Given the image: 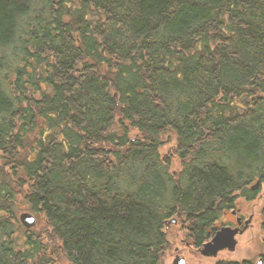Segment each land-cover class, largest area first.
<instances>
[{
    "label": "trees",
    "instance_id": "trees-1",
    "mask_svg": "<svg viewBox=\"0 0 264 264\" xmlns=\"http://www.w3.org/2000/svg\"><path fill=\"white\" fill-rule=\"evenodd\" d=\"M256 180L264 0H0V264H171Z\"/></svg>",
    "mask_w": 264,
    "mask_h": 264
},
{
    "label": "rangeland",
    "instance_id": "rangeland-1",
    "mask_svg": "<svg viewBox=\"0 0 264 264\" xmlns=\"http://www.w3.org/2000/svg\"><path fill=\"white\" fill-rule=\"evenodd\" d=\"M169 152L168 147H164L162 153L167 158V153ZM172 166L174 169L178 168V163L172 162ZM259 194L264 195V183L260 186ZM261 201L262 197L258 196L256 203L254 205V211H256L255 215V222H253V226L251 229L247 230L244 234L239 235L237 237V242L235 249L232 251H221L218 254L217 258H225V259H249L254 258L258 252L264 251V242L261 241V238L263 236V233L261 232V229L259 227V210L261 207ZM238 204L242 206L243 210H248L245 206L251 207V203L244 204L243 200L239 199ZM256 208V209H255ZM246 216H248V211H246ZM255 223V224H254ZM170 231L173 234V237L175 238V243L172 244L171 253L169 254V262L172 264V259L176 254L179 256H183V258L186 259L187 262H192L195 264H200L201 262L210 261L211 259H214L213 257H205L202 256L196 248H192L190 245H186L185 242L181 241V239H184L182 234H178L177 228L170 227ZM255 245H254V244ZM173 251V252H172ZM215 257V258H216Z\"/></svg>",
    "mask_w": 264,
    "mask_h": 264
},
{
    "label": "flooded vegetation",
    "instance_id": "flooded-vegetation-1",
    "mask_svg": "<svg viewBox=\"0 0 264 264\" xmlns=\"http://www.w3.org/2000/svg\"><path fill=\"white\" fill-rule=\"evenodd\" d=\"M255 183H258L257 187L253 188L252 186L254 183H252L248 186L250 190H258L259 185L261 186L264 183V181L261 182L259 180H256ZM258 196H260V198L262 197L261 207L259 210V220H260L259 227L261 229V232L263 233L261 241L264 242V226H263L264 224L263 215L264 214L262 211V202L264 201V195L259 194V193H255L253 198L252 197L236 198L233 204L228 208L223 206V208L220 210V214L218 215V219L216 221L217 228L215 232L223 226H227V227L229 226L231 228H238L239 230H241V232L237 231V234L235 236L237 240V237L239 235H242L247 230L251 229L253 226V222H255L256 211H254V205L256 203ZM239 199L243 200L245 205L248 203H251L252 205L251 207H248L247 205L245 206L246 208H248V210H246L248 211V216H246V211L242 209V206L238 204ZM181 241L185 242L186 245L192 246L190 244V240L181 239ZM196 249L198 251V248ZM221 251L223 252V251H230V250L223 249ZM221 251H218V253L216 254L217 257H218L219 252ZM216 256H213L214 259H211L210 261H206V262H201L200 264H258V263L264 264V251L258 252L254 258H249V259L243 258V259L235 260V259L217 258ZM186 264H195V263L186 261Z\"/></svg>",
    "mask_w": 264,
    "mask_h": 264
},
{
    "label": "water",
    "instance_id": "water-1",
    "mask_svg": "<svg viewBox=\"0 0 264 264\" xmlns=\"http://www.w3.org/2000/svg\"><path fill=\"white\" fill-rule=\"evenodd\" d=\"M258 183H255L252 187H257ZM19 220L21 224L26 228H31L35 225V217L33 214L29 212H23L19 215ZM166 228L172 223H176L175 218H171L166 220L165 222ZM237 231L241 232L238 228H231L227 226H223L218 229L215 234L211 237V239L202 244V247L198 249V252L205 257L216 256L218 251L223 249H228L230 251L235 249L236 246V238L235 235ZM172 264H186L183 256H179L176 254L172 259ZM259 264V263H258Z\"/></svg>",
    "mask_w": 264,
    "mask_h": 264
}]
</instances>
